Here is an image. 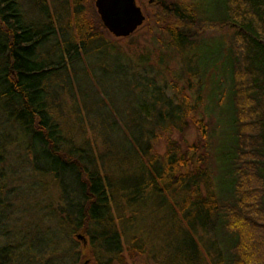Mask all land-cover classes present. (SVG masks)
I'll list each match as a JSON object with an SVG mask.
<instances>
[{"label": "trees", "instance_id": "1", "mask_svg": "<svg viewBox=\"0 0 264 264\" xmlns=\"http://www.w3.org/2000/svg\"><path fill=\"white\" fill-rule=\"evenodd\" d=\"M56 1L0 0V244L16 194L7 152L14 145L35 173L55 179L64 204L58 225L87 239L96 264H128L126 253L147 264H264V0H156L163 45L180 54L186 80L171 86L133 68L137 111L117 149L124 163L136 162V180L105 166L119 157L105 142L112 124L98 136L107 148L100 155L94 142L63 133L54 84L69 82L83 57L116 50L102 41L98 15L87 18L93 0ZM110 59L117 71L120 58ZM191 125L199 140L187 150L169 142L162 156L155 152L163 134L185 141ZM153 211L179 230L172 258L134 231ZM27 249L0 245V264L23 262Z\"/></svg>", "mask_w": 264, "mask_h": 264}, {"label": "rangeland", "instance_id": "2", "mask_svg": "<svg viewBox=\"0 0 264 264\" xmlns=\"http://www.w3.org/2000/svg\"><path fill=\"white\" fill-rule=\"evenodd\" d=\"M49 1L57 6L56 0ZM94 1L91 5L89 3L85 5L89 20L96 19L98 15ZM136 3L145 16L141 27L128 38H115L107 30L102 36L103 42L115 47L116 56L105 53L107 51L105 49L94 53L91 57H83L82 61L69 71V82L59 77L54 84L55 89L61 86L54 112L62 118L61 122L66 128L63 133L68 138H73L72 140L94 142L99 155L107 150L98 137L102 131L106 132L104 128L112 130L108 127L111 124L115 128L112 132L105 133V142L111 141L115 145L114 152L119 151L117 147H121L123 134L130 135L128 121L137 111L135 97L129 94L133 83L137 80L132 76L133 68L150 77L159 75L171 86L176 83L182 86L186 80L183 72L185 64L180 54L168 51L163 45L165 36L157 28L155 20L156 0L152 3L150 0H136ZM24 10L27 17L32 19L30 9ZM118 57L120 68L115 71L112 69L116 63L110 58ZM100 78L104 79L106 84H103ZM76 111L78 114L75 113ZM148 127L146 124L143 126L145 129ZM184 135L185 141L176 132L163 134L154 143L155 152L162 156L169 142H174L176 147L179 146L185 151L188 149L186 144L190 145L199 140L194 125H191ZM7 152L10 155L8 164L12 163L14 166L11 170V187L16 194L12 197L13 213L9 224L3 228L4 237L0 245L16 247L18 243H26L28 247L31 246L26 252H19L20 260L23 261L19 264H96L88 242L84 244L83 240L68 236L66 227L61 228L58 225L62 218L58 216L59 207L64 204L63 202L58 204L60 192L56 188L55 179L48 174L35 173L32 166L28 165L29 158L26 153L16 146L12 145ZM211 162L212 158L208 164ZM104 163L118 177L122 178L121 175L126 174L125 178L135 179L138 176L136 162L124 163V156L121 153L118 158L105 160ZM67 193L66 191L65 196ZM160 215L162 213L153 211L148 217L144 213V217L137 219L134 224V231L143 238L151 240L152 251L157 255L164 258L170 254L171 257L181 248V242L173 239L175 233L180 235L179 230L174 226L167 230L168 223L163 224V217ZM163 236L170 241L169 250L166 252L161 250L166 243V238ZM76 252L79 254H75ZM126 260L128 264H147L145 258L138 255L130 256L128 253ZM148 263L154 264V261L148 260Z\"/></svg>", "mask_w": 264, "mask_h": 264}, {"label": "water", "instance_id": "3", "mask_svg": "<svg viewBox=\"0 0 264 264\" xmlns=\"http://www.w3.org/2000/svg\"><path fill=\"white\" fill-rule=\"evenodd\" d=\"M154 0H150L152 3ZM94 6L104 28L115 38H127L145 21V16L136 0H95ZM78 240H87L76 235Z\"/></svg>", "mask_w": 264, "mask_h": 264}, {"label": "bare ground", "instance_id": "4", "mask_svg": "<svg viewBox=\"0 0 264 264\" xmlns=\"http://www.w3.org/2000/svg\"><path fill=\"white\" fill-rule=\"evenodd\" d=\"M131 36V35H130Z\"/></svg>", "mask_w": 264, "mask_h": 264}]
</instances>
